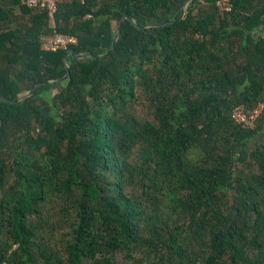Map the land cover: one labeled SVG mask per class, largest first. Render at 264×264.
<instances>
[{
	"label": "trees",
	"instance_id": "trees-1",
	"mask_svg": "<svg viewBox=\"0 0 264 264\" xmlns=\"http://www.w3.org/2000/svg\"><path fill=\"white\" fill-rule=\"evenodd\" d=\"M25 1L0 0V264H264V0Z\"/></svg>",
	"mask_w": 264,
	"mask_h": 264
},
{
	"label": "built area",
	"instance_id": "built-area-1",
	"mask_svg": "<svg viewBox=\"0 0 264 264\" xmlns=\"http://www.w3.org/2000/svg\"><path fill=\"white\" fill-rule=\"evenodd\" d=\"M74 1L83 3L85 0H26L25 5L33 10H42L47 13L48 19H53L58 10V6L62 3H72ZM216 6L220 14L230 11L231 6L228 0H218ZM77 45V38L71 35H62L53 33L51 36L42 37L40 47L45 52H55L57 50L68 49ZM263 109V104L259 103L250 112L246 111L243 106H236L232 110L233 118L242 126L253 127L255 120ZM2 264H5L4 262Z\"/></svg>",
	"mask_w": 264,
	"mask_h": 264
},
{
	"label": "water",
	"instance_id": "water-1",
	"mask_svg": "<svg viewBox=\"0 0 264 264\" xmlns=\"http://www.w3.org/2000/svg\"><path fill=\"white\" fill-rule=\"evenodd\" d=\"M192 1H193V0H188V1H187V3L185 4L184 9H183L182 12H181V17L184 15V13H185V11H186V9H187V6H189V4H190ZM126 19H129L130 21H134L133 18H132L131 16H129L128 14H124L123 18H122L121 21H120L119 29H118V32H117V34H116V36H115V39H114L113 45H112L111 49L107 52L106 55L110 54L112 51L115 50L116 44H117L118 39L120 38V35H121V29H122V26H123L124 22L126 21ZM69 55L72 56V57H74V58H77V59H84V58L90 56V54H79V55H76L75 52H74V50L71 49V50H68V51H67V53L65 54V57L63 58V60H64L67 56H69ZM65 67H66V70H67V74H66L65 77H63V79L66 78L67 76H69V72H68L69 69H68V66L65 65ZM60 81H61V80H59V81H57V82H60ZM48 83H51V82H48ZM38 86H39V85L35 86L34 89H32L30 92H28L24 97H28V96H30V95L33 93V91L35 90V88H37ZM18 100H20V99H18Z\"/></svg>",
	"mask_w": 264,
	"mask_h": 264
},
{
	"label": "rangeland",
	"instance_id": "rangeland-1",
	"mask_svg": "<svg viewBox=\"0 0 264 264\" xmlns=\"http://www.w3.org/2000/svg\"><path fill=\"white\" fill-rule=\"evenodd\" d=\"M262 32H263V34H264V27L262 28ZM147 104H142L141 105V103H138V105H137V107H136V109H137V111H138V114L140 115V116H145L146 114H147V111H148V108H147V106H146ZM261 139V136H256L252 141H250V143L248 144V146L251 148V147H253L259 140ZM55 242H57V240H56V238L55 239H53ZM53 244V243H52ZM118 259L120 260V259H122V257L121 256H119L118 257ZM127 261V260H126ZM129 262V261H128Z\"/></svg>",
	"mask_w": 264,
	"mask_h": 264
},
{
	"label": "crops",
	"instance_id": "crops-1",
	"mask_svg": "<svg viewBox=\"0 0 264 264\" xmlns=\"http://www.w3.org/2000/svg\"><path fill=\"white\" fill-rule=\"evenodd\" d=\"M187 1L188 0H186L185 1V3L182 5V4H180V5H178L176 8H175V11L177 12L178 10H180L181 9V12H182V10L184 9V7H185V4L187 3ZM188 7V6H187ZM187 10V9H186ZM172 17V16H171ZM165 20H168L167 18H164ZM163 21V20H162Z\"/></svg>",
	"mask_w": 264,
	"mask_h": 264
}]
</instances>
